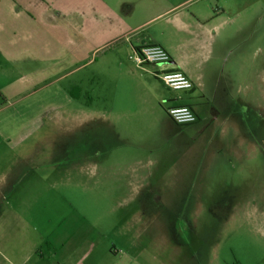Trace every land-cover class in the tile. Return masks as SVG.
Wrapping results in <instances>:
<instances>
[{
    "label": "crops",
    "instance_id": "0c3cea01",
    "mask_svg": "<svg viewBox=\"0 0 264 264\" xmlns=\"http://www.w3.org/2000/svg\"><path fill=\"white\" fill-rule=\"evenodd\" d=\"M198 2L0 0V264H140L129 251L146 227L133 237L119 227L123 247L110 241L114 226L48 194L52 159L83 174L159 120L191 133L230 120L242 132L264 85V0ZM150 44L171 62L138 66L131 57ZM165 69L193 90H170L157 77ZM173 106L198 122L177 125L165 115ZM185 155L174 164L181 181L193 173Z\"/></svg>",
    "mask_w": 264,
    "mask_h": 264
},
{
    "label": "rangeland",
    "instance_id": "374dc122",
    "mask_svg": "<svg viewBox=\"0 0 264 264\" xmlns=\"http://www.w3.org/2000/svg\"><path fill=\"white\" fill-rule=\"evenodd\" d=\"M198 1L220 7L219 0ZM252 117L240 120L237 137L238 123L230 120L210 121L197 133L156 121L126 137L108 158L112 164H87L81 174L52 159L46 190L114 226L110 241L121 246L127 239L119 227H130L133 237L145 226L129 251L140 264H264V85ZM183 154L193 171L185 181L174 167Z\"/></svg>",
    "mask_w": 264,
    "mask_h": 264
},
{
    "label": "built area",
    "instance_id": "2783aa9c",
    "mask_svg": "<svg viewBox=\"0 0 264 264\" xmlns=\"http://www.w3.org/2000/svg\"><path fill=\"white\" fill-rule=\"evenodd\" d=\"M131 59L138 65H166L172 60L169 52L160 45H146L135 52ZM157 77L173 91H191L194 88L192 80L179 70L165 69L157 73ZM170 119L180 126H190L198 122V115L189 106H173L167 109Z\"/></svg>",
    "mask_w": 264,
    "mask_h": 264
}]
</instances>
